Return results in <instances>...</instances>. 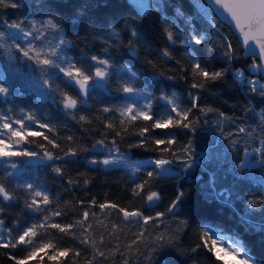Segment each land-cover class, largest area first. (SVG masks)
<instances>
[{
	"label": "trees",
	"instance_id": "obj_1",
	"mask_svg": "<svg viewBox=\"0 0 264 264\" xmlns=\"http://www.w3.org/2000/svg\"><path fill=\"white\" fill-rule=\"evenodd\" d=\"M12 2L19 7L0 4V31L5 32V47H0V84L9 88L8 94H0V116L14 122L32 115L53 131L41 129L35 121L28 122L32 124L30 130L43 132L59 145L54 148L43 136L28 137L25 143L13 146L14 151L27 150L44 156L47 150L54 156H63L72 148L76 155L41 164L28 163L31 156L0 159V183L12 196L8 201L0 197V208L4 209L0 220L11 230V236L16 237L45 216L50 217L49 224L66 225L81 219L84 211L90 214L85 224L75 226L68 233L51 227L40 229L37 244L51 242L57 249L70 251L67 256L49 260L48 256L53 255L49 248L47 255L42 251L29 264H88L89 260L92 264H123L125 259L128 264H223L214 252L203 246L196 248L204 228L216 230L224 238L239 240L256 264H264V154L255 151L264 148V97L252 92L247 82L249 78H263L257 69L250 68L252 56H243L229 27L202 0H148L144 13L128 0ZM50 16L58 21L59 29L46 31L45 47L49 42L65 40L68 46L60 55L87 75H94L95 67L100 66L92 56L108 60V65L101 66L107 76L100 85L96 80L89 81L95 86L89 88L87 95L79 92L76 85L67 83L69 78L58 69L40 66L11 46L13 39L8 33L15 30L7 29L3 21H23L25 30H31L33 23L39 27ZM133 29L137 33L135 37ZM166 30L173 32L174 44L167 39ZM194 33L202 37L201 44L191 40ZM184 39H188L187 45L180 43ZM15 42L24 46L22 41ZM229 42L234 53L231 60L225 56ZM35 43L40 45L41 41ZM165 49L171 57L163 55ZM197 62L209 71H228L203 88H193L191 65ZM237 70L244 73L243 81L237 78ZM124 85L138 91L124 93ZM63 93L77 100L76 108H64ZM193 97L199 98L196 108H192ZM169 100H175L181 108H192L189 128H151L155 120L167 118L171 111ZM129 105L147 111L152 119L139 118L121 125L120 110ZM105 108L110 111L105 112ZM81 116L86 120H80ZM108 123L114 127L107 128ZM13 126L18 127L14 123ZM142 127L149 128L145 137L139 136ZM240 128L246 131L240 132ZM117 131L120 136L116 135ZM69 136L72 140L67 139ZM145 138L146 147L134 146ZM169 138L175 143L168 152L159 151L165 145L153 143L154 139ZM102 139L103 148H93ZM113 141L133 159L171 160L166 166L171 172L149 178L148 172L159 170L148 163L131 177L117 164H91L93 159L110 158ZM7 142L11 144L10 140ZM185 147L190 150L182 152ZM177 156L180 158L176 159ZM185 164L191 166L186 168ZM57 166L63 175L54 171ZM144 181L148 184L139 196H134L132 189ZM213 182L214 189L210 186ZM29 184L32 189L27 188ZM34 190L47 191L51 201L48 206L41 204L42 210L38 212L27 207ZM150 191H158L160 200L146 202ZM181 191L184 196L174 212L147 225L142 217L125 219L118 209L99 208V204L108 202L128 211L138 209L146 216H155L157 212H165ZM93 198L95 205L91 204ZM57 210L61 215L52 216ZM142 231L143 242L134 246L139 247L140 253L128 249L135 234ZM85 237L95 241L97 250L105 255H97L91 243L82 244ZM149 242H154V251L145 248L144 244ZM28 250L24 246L0 247V264H14L10 254L23 256ZM76 252L80 255L76 256ZM227 260L229 264H243Z\"/></svg>",
	"mask_w": 264,
	"mask_h": 264
},
{
	"label": "snow or ice",
	"instance_id": "obj_2",
	"mask_svg": "<svg viewBox=\"0 0 264 264\" xmlns=\"http://www.w3.org/2000/svg\"><path fill=\"white\" fill-rule=\"evenodd\" d=\"M138 6L141 9H145L148 5V0H136ZM0 4L4 5L5 7H12L16 8L19 7L18 4L12 2V0H0ZM215 4L220 7V9L223 10V13L227 14V17L230 18V21L234 23L235 28L240 32L243 43L248 49L246 52V55H251L253 58V63L250 65V68L252 69H262L264 68V0H215ZM5 27L9 30H15L10 31L8 33L9 38L13 39V44L11 45L15 49H18L19 52L22 54V56L28 60L35 61L36 64L40 66H46L49 68H55L59 69V72L63 73L65 77H68L69 80L67 83H69L72 86L78 85L79 86V92L84 93L87 95L88 90L90 87H93L95 85H90L89 81L95 80L96 78L104 79L107 76L106 70L101 67L108 65V60L106 59H100L97 56H92L91 59L93 61H96L98 65L95 67L94 75H87L85 72L77 67L75 64H72L69 61H66L60 53L65 51L67 45V42L63 39L59 40L56 43L49 42L48 46L45 47L43 45V41L46 39V31L48 29H59V23L55 19V17L50 16L49 19L45 21H41L39 23V27L36 23H33L31 26V30H25L23 27V21H13L11 23H8L7 21H3ZM132 35L135 37L137 35L135 29L132 30ZM167 39L175 43V37L173 32L166 30ZM5 37V32L0 31V47H5V44L3 43V38ZM22 41L23 45L21 43H16L15 41ZM191 40L195 42V44L199 45L202 43V37L199 34L194 33L191 36ZM35 41H41L40 45H37ZM188 39L181 40L180 43L187 45ZM131 44V41L129 42ZM163 55L166 57H171V53L165 49L163 52ZM234 53L232 52V44L229 42L227 44V51H225V56L228 57L229 60L233 58ZM60 61L58 63L57 61ZM151 63V61H149ZM67 63V67H63L62 65ZM129 71H131L129 69ZM228 71V69H222L219 71H209L208 69L201 66L199 62L194 63L191 65V74L194 80V83L192 84L193 88H203L207 82L210 81H216L221 79L224 76V73ZM133 75H135L133 73ZM237 78L241 81L244 80V73L240 70H237ZM199 78V79H198ZM48 81H45V84H47ZM251 88L252 92H259V94L264 97V85H258V81H249L248 82ZM122 91L124 93H134L137 92L138 89H134L128 85H124L122 88ZM9 88L5 87L3 84H0V94H8ZM63 106L65 109H74L77 106V100L73 99L72 96L68 95L67 93H63ZM165 99H168L165 97ZM198 97H193L191 104L192 108L198 107ZM169 103L171 104V111L167 114V118L163 120H155L151 128H163L168 129L169 127H181V128H189L191 126V121H189V114L192 111V108H181L175 100H169ZM147 108L150 110L151 105L149 104ZM210 111V109H208ZM105 112L110 111L108 108L104 109ZM201 111H205V109H201ZM172 113L175 115L173 116ZM120 115L122 117L121 119V125H124L125 123H131L132 121H135L139 118H143L144 120H150L152 119L151 116L148 115L147 111H142L140 109H136L134 106L129 105L125 107L124 109L120 110ZM80 120H86L85 116H81ZM35 121L36 124L39 125L41 129H48L49 131H53L52 128L48 124H42L39 121L35 120V117L32 115H27L23 119H18L13 121H10V118L7 116H0V158L2 157H10V156H35L37 153L30 152L27 150L24 151H11L13 146H18L23 143H25L28 140V137H38L43 136V139L48 141L49 144H52L54 148L59 147L55 143V141L50 140L48 136L44 135L41 131H33L30 130L32 127L31 123ZM13 123L17 125L18 127H14ZM114 126L112 123L107 124V128L112 129ZM149 131L148 127H142L139 129V136L145 137V133ZM240 132H245L246 130L244 128L239 129ZM117 136H120L121 133L119 131L116 132ZM68 140H72V137L69 136L67 138ZM146 139H142L139 141L138 144L134 145L135 147H146ZM11 141V144H9L7 141ZM153 143L157 146L165 145V147L159 148V151L162 153L168 152L169 147L172 146L175 141L173 138H169L167 140L165 139H154ZM190 143V142H189ZM97 145L103 146L105 144V141L98 140L96 142ZM113 145L115 146V141H113ZM41 147H44L41 145ZM96 145H93V148H95ZM115 150L119 152V148L116 147ZM190 149L185 147L182 148V152H188ZM256 152H260L264 154V148H257L255 150ZM76 151L72 148H69L67 151L63 153V156H54L52 152H49L45 150L44 156L53 162L56 160H62L65 157H71L75 156ZM180 157L177 156L176 159H179ZM125 159V157H121L120 160ZM120 160L116 158H104L102 161H97L95 159L91 160V164H97L102 163L105 166L109 165H116L120 162ZM154 166V168L158 169L159 171L156 172H148L147 176L149 178H152L155 176H160L162 174H167L170 169L166 166L170 165L172 163L171 160L165 159V158H159L155 161L151 162ZM14 168L16 165H12ZM190 164H185V167H190ZM249 166H252L251 164ZM54 171L60 175H63V170L57 166L54 168ZM72 183L73 181H69ZM85 183H88L87 180L84 181ZM148 184V181H144L140 184H136L135 187L132 189V193L134 196H139L140 193L144 190L145 186ZM210 186L214 189V182L210 184ZM32 185H27V188L32 189ZM184 196V192H179L175 199L171 201V204L166 209L165 212H157L155 216L151 215H144L143 212H141L138 209H135L133 211H128L126 208H121L117 204H110L108 202L99 204L100 209H118L120 213L123 214L125 219L130 218H136V217H142L144 225H147L149 222H155L158 218L164 217L167 213H173L174 210L178 207V204L181 202L182 197ZM0 197L3 198L4 201H8L12 199L11 194L5 189V186L0 183ZM41 198V199H37ZM160 200V194L158 191H150L146 196V202L152 204L156 201ZM83 204V201L80 202ZM41 204L44 206H48L51 204V201L49 199V195L47 191H41V190H34L32 195V202L27 205L28 208L33 209L34 211H41ZM91 204L95 205L96 200L93 198L91 200ZM249 204L253 207L254 202L249 201ZM4 211L3 208H0V213ZM61 212L59 210L52 212V216H60ZM89 212L84 211L83 217L81 219L76 220L74 223H69L66 225H61L59 223H51L49 224L50 217L45 216L43 220L38 224H32L31 226L25 228L18 236L12 237L11 236V230H9V236L8 239H4L2 236H0V247L2 248H12L15 249L19 246H24L27 249H30L26 251V253L23 256L18 255H11L10 258L14 262V264H29V260L33 256H37L38 253L44 252L45 255H47L46 249L51 248L53 251L52 256H48L49 260L56 259L58 256H67L69 249L60 250L57 249L54 244L51 242L44 243L41 242L39 244L36 243V239L38 237V231L40 229H47L48 227H51L53 229H57L62 233H68L69 230L73 229L75 226L79 225L82 226L87 222V218L89 217ZM93 217H95V213L91 214ZM3 221L0 220V224H2ZM90 227V226H89ZM115 229V225L113 226ZM111 235V233H110ZM144 237V232H140L138 234H135V239L132 241L131 244L127 246L128 249H131L137 253H140L139 247H134L138 244V242H143L142 238ZM103 239V235H101V240ZM159 239L162 241L163 236L161 235ZM200 243L196 245V248L205 247L209 252H214L215 256L218 260L222 261L223 264H229V261L226 259L229 255H235V256H243L244 257V264H256L255 258L251 255L248 248L244 246L239 240L235 238H224L220 235V233L216 230H213L211 228H204L202 229L200 233ZM82 244H89L91 243L93 250L97 253L99 256H104V252H100L96 248L95 241H89L87 237H85L83 240H81ZM154 242L145 243V248H148L150 251H154L152 248V244ZM218 245H224L222 247ZM196 249H193L195 251ZM116 252H119V247H117ZM76 256H79L80 253L76 252ZM115 255V253H113ZM43 259V257H41ZM93 260L96 259V256L94 255L92 257ZM88 264H92V261L89 260ZM123 264H128L127 259L124 260Z\"/></svg>",
	"mask_w": 264,
	"mask_h": 264
},
{
	"label": "rangeland",
	"instance_id": "obj_3",
	"mask_svg": "<svg viewBox=\"0 0 264 264\" xmlns=\"http://www.w3.org/2000/svg\"><path fill=\"white\" fill-rule=\"evenodd\" d=\"M128 1H129V2H130V3H131V4L137 9V11H139V12H141V13L146 12L148 5H147V7H146L145 9H141V8L138 6L136 0H128ZM69 62H71V61H69ZM59 63H60V62H59ZM71 63H72V62H71ZM72 64H74V63H72ZM62 66H63V67H67V63L63 64ZM58 70H59V69H58ZM236 73H237V72H236ZM62 74H63V73H62ZM63 75H64V74H63ZM99 79H100V78H99ZM100 80L102 81L103 79H100ZM249 81H258L259 83H258L257 87H259L260 85H264V79H262V80H258V79L249 78V79L247 80V82H249ZM76 86L79 88L78 85H76ZM81 93H82V92H81ZM82 94H84V93H82ZM8 143H9V142H8ZM9 144H10V143H9ZM102 148H103V146H101V145H98V146L95 147V149H97V150H98V149H102ZM115 148H116V146H113V148L110 149V158H116V159L120 160L121 157H125V159L120 160V162H119L117 165L123 167V168H124L129 174H130L131 177H135V176H136V174H137V169H138L140 166H142V165H144V164L151 163L152 161H155V160H156V159L151 158V157L142 158V159H133V158H131V157L129 156V154L123 153V152H121L120 150H119V152H117V151L115 150ZM9 150L14 151V148L12 147V148L9 149ZM9 158H11V156H10V157H2V158H0V159H2V160H6V159H9ZM168 168H169V167H168ZM169 169H170V168H169ZM15 170H16V169H15ZM169 172H171V171H169ZM169 172H168V173H169ZM0 236H2L5 240L8 239V236H9V230H8L7 228L4 227L3 223L0 224ZM218 246H219V245H218ZM226 259H230V260H233V261H235V262H241V263L244 264V257H243V256L229 255V256L226 257Z\"/></svg>",
	"mask_w": 264,
	"mask_h": 264
},
{
	"label": "water",
	"instance_id": "obj_4",
	"mask_svg": "<svg viewBox=\"0 0 264 264\" xmlns=\"http://www.w3.org/2000/svg\"><path fill=\"white\" fill-rule=\"evenodd\" d=\"M210 9V11L212 12V14L220 21L223 22L226 26L229 27V29L231 30L232 34L235 36L239 46L242 48V52H243V56H251V55H246V52L248 51V49L246 48V46L243 43V38L240 34V32L235 28L234 23L230 21V18L227 17V14L223 13V10L220 9V7L218 5L215 4V0H202ZM258 73L260 75V77H262L264 79V68L259 69ZM96 83L98 85L101 84V80L99 78H96ZM47 161H51L48 160L46 157L44 156H31L28 159V163L30 164H41Z\"/></svg>",
	"mask_w": 264,
	"mask_h": 264
}]
</instances>
